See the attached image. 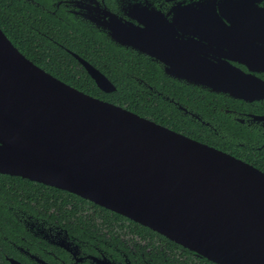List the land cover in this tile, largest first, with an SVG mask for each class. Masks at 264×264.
I'll list each match as a JSON object with an SVG mask.
<instances>
[{"label": "water", "instance_id": "1", "mask_svg": "<svg viewBox=\"0 0 264 264\" xmlns=\"http://www.w3.org/2000/svg\"><path fill=\"white\" fill-rule=\"evenodd\" d=\"M188 12H209L210 29L223 35L236 30V14L264 9L208 0ZM163 20L169 25L115 20L110 37L162 62L170 77L242 97L231 82L238 69L226 60L177 65L174 45L159 41L173 37ZM77 58L101 91L117 90ZM0 174L75 194L216 264H264V173L67 84L21 54L1 28Z\"/></svg>", "mask_w": 264, "mask_h": 264}, {"label": "flooded vegetation", "instance_id": "2", "mask_svg": "<svg viewBox=\"0 0 264 264\" xmlns=\"http://www.w3.org/2000/svg\"><path fill=\"white\" fill-rule=\"evenodd\" d=\"M18 1L34 7L40 17L46 15V19L54 22L59 33L65 34L68 30L70 34H99L125 52L159 66L165 78L185 88L189 95L183 100V95L172 97L160 90H156V94L169 102L179 120L188 127L192 126V133L202 140L176 132L264 173V13L236 14V30L219 35L210 29L209 12H188L191 7L194 9L208 0ZM222 1L216 0V4ZM243 1L264 9V0H238ZM249 17L251 21H246ZM136 19H142L144 23H138ZM163 19L172 24L173 37L160 38L159 41L174 45L171 56L177 65L191 66L206 59L226 60L230 66L238 69L231 82L237 84L236 90L242 93V97H233L230 93L170 77L165 74L162 62L132 47H122L110 37L112 21L120 20L145 27L146 21L156 20L148 21V25L168 26ZM224 22L231 26L227 20ZM0 28L21 54L38 65L19 49L2 26ZM56 44L58 50H64L75 59L79 68L87 71L77 56L106 75L75 51L58 42ZM53 50L55 48L51 47L44 55L47 61ZM70 63L73 67V62ZM148 88L153 90L150 86ZM199 107L201 111H198ZM77 203L79 205L58 206V210L69 218L62 222L40 219L34 215H29L27 219L18 216L14 224L22 230L15 231L12 237L3 238L0 256L8 264H11L9 259L20 264H216L155 231H148L128 220L105 219L94 206L79 199ZM55 210L52 209L53 212ZM59 211L56 213L60 216ZM53 215L48 213V217Z\"/></svg>", "mask_w": 264, "mask_h": 264}, {"label": "trees", "instance_id": "3", "mask_svg": "<svg viewBox=\"0 0 264 264\" xmlns=\"http://www.w3.org/2000/svg\"><path fill=\"white\" fill-rule=\"evenodd\" d=\"M0 26L30 59L67 84L93 97L125 107L158 124L202 140L192 133V126L188 127L179 120L170 103L156 94V90H160L172 97L183 95V100L189 95L185 88L165 78L156 64L125 52L99 34H70L68 30L65 34L59 33L54 22L46 19V15L40 17L34 7L24 5L18 0H0ZM56 42L100 68L118 90L111 94L102 92L87 71L76 65L71 55L62 49L58 50ZM51 47L55 50L49 54L47 61L44 55ZM149 86L153 90H150ZM201 110L199 107L198 111ZM78 199L100 210L105 219L128 220L154 232L75 194L21 177L0 174V247L4 245V237H12L15 231L21 232L22 228H17L14 224L18 216L27 219L29 215H34L40 219L62 222L69 218L58 210V206L75 203L79 205ZM53 208L60 212V216L52 211ZM48 213H54L53 217H48ZM24 214L27 216L24 217ZM0 264H8L3 256H0Z\"/></svg>", "mask_w": 264, "mask_h": 264}]
</instances>
